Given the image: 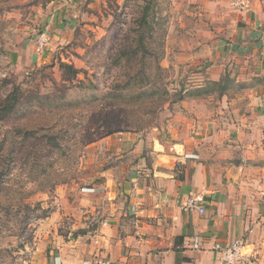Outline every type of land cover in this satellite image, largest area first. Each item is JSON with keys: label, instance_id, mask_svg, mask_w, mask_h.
<instances>
[{"label": "rangeland", "instance_id": "374dc122", "mask_svg": "<svg viewBox=\"0 0 264 264\" xmlns=\"http://www.w3.org/2000/svg\"><path fill=\"white\" fill-rule=\"evenodd\" d=\"M51 1L0 0V102L19 89L14 110L0 113V264H37L53 228L43 218L56 190L97 183L105 166L99 161L115 158L105 149L107 136L138 132L164 141L167 119L186 109L182 100L195 97L210 109L221 103L209 65L177 62L172 50L217 37L232 23L230 0L67 1L73 8L59 25L66 36H51L45 56L36 37L48 33L40 19ZM60 62L77 68L74 79L65 80ZM228 66L218 81L229 97L264 79L249 82V72ZM88 216V229L103 219L96 211ZM71 219L59 220V233L71 232Z\"/></svg>", "mask_w": 264, "mask_h": 264}, {"label": "crops", "instance_id": "0c3cea01", "mask_svg": "<svg viewBox=\"0 0 264 264\" xmlns=\"http://www.w3.org/2000/svg\"><path fill=\"white\" fill-rule=\"evenodd\" d=\"M67 1L73 0H52L41 15L57 41L66 36L59 25L73 8ZM232 9V23L219 27L217 37L196 46L185 41L172 50L174 60L209 65L212 80L227 65L249 72V82L263 78L264 0H251L246 13ZM249 86L237 99L223 95L211 109L195 97L182 100L186 109L167 119L164 141L138 132L107 136L105 149L115 158L99 161L105 166L97 183L82 192L66 185L56 190L54 208L43 218L53 228L37 264H83L96 257L109 264H227L219 263L213 242L236 238L244 243V264H264V79ZM195 193L203 196V213L181 206ZM94 211L103 219L88 229ZM63 217L72 218L67 235L57 228ZM193 236L201 249L190 248Z\"/></svg>", "mask_w": 264, "mask_h": 264}, {"label": "built area", "instance_id": "2783aa9c", "mask_svg": "<svg viewBox=\"0 0 264 264\" xmlns=\"http://www.w3.org/2000/svg\"><path fill=\"white\" fill-rule=\"evenodd\" d=\"M230 6L240 12H248L251 8V0H230ZM50 40V36L47 32L42 31L36 37V51L42 53L44 47L47 45ZM203 196L202 194L195 193L189 195L181 206L184 210H197L200 213L204 212L203 208ZM189 246L191 249L199 250L201 249V244L197 236H193L190 239ZM244 243L242 239H233L231 242L223 245L220 242H213L212 249L218 253L219 263L227 264H244L247 261V255L244 250ZM83 264H109L108 261L104 258H93L86 260Z\"/></svg>", "mask_w": 264, "mask_h": 264}, {"label": "trees", "instance_id": "16d2710c", "mask_svg": "<svg viewBox=\"0 0 264 264\" xmlns=\"http://www.w3.org/2000/svg\"><path fill=\"white\" fill-rule=\"evenodd\" d=\"M145 23H147L146 16H142L141 24H145ZM141 41H142V36H141ZM59 66L63 70V73L67 75L65 78L66 81L72 80L76 77L78 70L72 64L60 62ZM210 83L212 85H215V87L221 91L220 94L221 97L226 94V92H224L223 90V85L220 84L218 80H210ZM18 92H19L18 87L14 86L13 89L10 92H8L6 98L0 102V113H3V116L9 114L14 110L16 104L19 101L18 97H16V94H18ZM73 235L75 236L76 234Z\"/></svg>", "mask_w": 264, "mask_h": 264}]
</instances>
